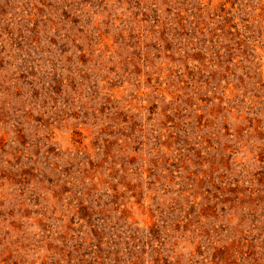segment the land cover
Returning <instances> with one entry per match:
<instances>
[{"label": "rangeland", "instance_id": "obj_1", "mask_svg": "<svg viewBox=\"0 0 264 264\" xmlns=\"http://www.w3.org/2000/svg\"><path fill=\"white\" fill-rule=\"evenodd\" d=\"M0 264H264V0H0Z\"/></svg>", "mask_w": 264, "mask_h": 264}]
</instances>
